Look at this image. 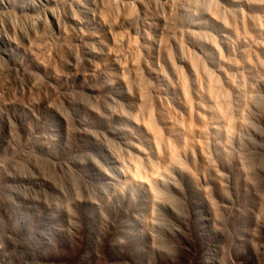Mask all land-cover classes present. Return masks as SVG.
<instances>
[{
    "label": "rangeland",
    "instance_id": "obj_1",
    "mask_svg": "<svg viewBox=\"0 0 264 264\" xmlns=\"http://www.w3.org/2000/svg\"><path fill=\"white\" fill-rule=\"evenodd\" d=\"M0 264H264V0H0Z\"/></svg>",
    "mask_w": 264,
    "mask_h": 264
},
{
    "label": "trees",
    "instance_id": "obj_2",
    "mask_svg": "<svg viewBox=\"0 0 264 264\" xmlns=\"http://www.w3.org/2000/svg\"><path fill=\"white\" fill-rule=\"evenodd\" d=\"M17 232L22 235L24 233V230L21 227H18Z\"/></svg>",
    "mask_w": 264,
    "mask_h": 264
}]
</instances>
